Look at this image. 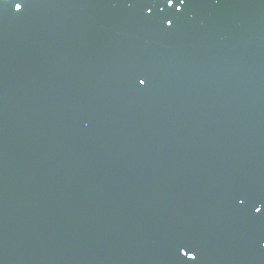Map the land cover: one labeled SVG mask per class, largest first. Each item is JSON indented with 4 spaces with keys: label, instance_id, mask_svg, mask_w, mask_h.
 Here are the masks:
<instances>
[{
    "label": "water",
    "instance_id": "water-1",
    "mask_svg": "<svg viewBox=\"0 0 264 264\" xmlns=\"http://www.w3.org/2000/svg\"><path fill=\"white\" fill-rule=\"evenodd\" d=\"M0 264H264V0H0Z\"/></svg>",
    "mask_w": 264,
    "mask_h": 264
},
{
    "label": "snow or ice",
    "instance_id": "snow-or-ice-1",
    "mask_svg": "<svg viewBox=\"0 0 264 264\" xmlns=\"http://www.w3.org/2000/svg\"><path fill=\"white\" fill-rule=\"evenodd\" d=\"M168 2H169V3H171V0H168ZM17 5H19V4H17ZM19 6H20V5H19ZM140 83H142V84H143V83H144V81H143V80H141V81H140ZM257 211H259V209H257Z\"/></svg>",
    "mask_w": 264,
    "mask_h": 264
}]
</instances>
